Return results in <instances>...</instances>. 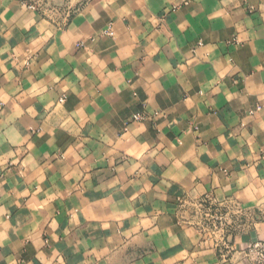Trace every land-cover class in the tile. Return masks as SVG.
I'll list each match as a JSON object with an SVG mask.
<instances>
[{"label":"clouds","instance_id":"9594fccd","mask_svg":"<svg viewBox=\"0 0 264 264\" xmlns=\"http://www.w3.org/2000/svg\"><path fill=\"white\" fill-rule=\"evenodd\" d=\"M0 264H264V0H0Z\"/></svg>","mask_w":264,"mask_h":264}]
</instances>
